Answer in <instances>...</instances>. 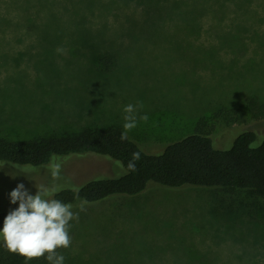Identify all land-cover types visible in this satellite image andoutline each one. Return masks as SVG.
Listing matches in <instances>:
<instances>
[{"label":"rangeland","instance_id":"obj_1","mask_svg":"<svg viewBox=\"0 0 264 264\" xmlns=\"http://www.w3.org/2000/svg\"><path fill=\"white\" fill-rule=\"evenodd\" d=\"M231 1L18 0L0 30V135L123 130L124 106L139 102L148 120L128 136L148 153L193 132L217 149L248 130L259 144L264 117L250 100L264 104V0ZM104 51L118 60L107 72ZM53 159L63 162L60 190L125 172L91 152ZM49 163L0 161V211L18 207L17 184L32 195L51 184ZM69 224L64 264H264V200L246 192L149 182L88 203Z\"/></svg>","mask_w":264,"mask_h":264},{"label":"trees","instance_id":"obj_2","mask_svg":"<svg viewBox=\"0 0 264 264\" xmlns=\"http://www.w3.org/2000/svg\"><path fill=\"white\" fill-rule=\"evenodd\" d=\"M246 1L248 0L231 2L239 8ZM17 3L18 0H0V30L8 27L10 6H17ZM97 60V64L103 66L102 72H105L104 66L107 67V72L108 67L112 69L118 61L110 51L99 53ZM250 105L255 118L264 117V104L253 98ZM122 131L116 126L87 127L68 134L20 140L0 135V161L38 166L49 163L53 156L91 152L123 164L125 172L120 176L90 179L78 187L80 197L86 198L89 203L103 201L112 195H138L146 190L149 182L166 187L192 185L236 191L237 194L246 192L264 200V139L253 145L256 139L254 131L248 130L237 135L228 149H217L208 134L193 132L167 143L159 154L146 152L130 137L128 141L122 142ZM135 151L141 153V159L137 162L136 171H128L127 163ZM55 198L65 203L78 202L74 199L72 188L61 189ZM11 210L14 209L0 211V228ZM61 249H57V252L62 255ZM0 264L49 262L46 255L28 261L0 244Z\"/></svg>","mask_w":264,"mask_h":264},{"label":"clouds","instance_id":"obj_3","mask_svg":"<svg viewBox=\"0 0 264 264\" xmlns=\"http://www.w3.org/2000/svg\"><path fill=\"white\" fill-rule=\"evenodd\" d=\"M64 49L58 48V53H63ZM143 105L127 104L123 108V131L120 135L122 142L128 141V133L133 130L140 121L147 122L148 116L137 117L139 109ZM141 159V153L135 151L131 154V159L127 163L128 171L137 170V162ZM62 161L53 159L47 168L51 177V184L41 183L34 185L36 192L29 194L23 183L10 192V203L18 207L11 210L3 220V227L0 228V239L8 251L17 253L30 261L45 257L49 264H64L65 257L58 254L57 249L68 248L71 244L69 236V222L79 220V212L86 211L88 200L81 198L80 189L73 187L74 199L78 201L75 205L78 212L73 211L72 203H65L56 199V194L60 191L56 181L61 179ZM123 167V164L120 165Z\"/></svg>","mask_w":264,"mask_h":264}]
</instances>
